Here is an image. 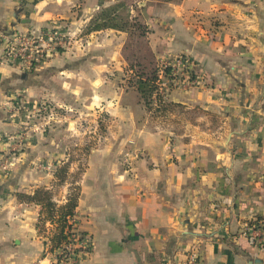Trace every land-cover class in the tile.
Instances as JSON below:
<instances>
[{
    "label": "crops",
    "instance_id": "1",
    "mask_svg": "<svg viewBox=\"0 0 264 264\" xmlns=\"http://www.w3.org/2000/svg\"><path fill=\"white\" fill-rule=\"evenodd\" d=\"M71 1L0 0V95L12 92L18 73L1 61L2 34L16 25L37 28L52 17L70 16ZM105 1L81 5L94 11L115 0ZM142 5L164 6V19L180 33L156 43L180 38L176 44L197 63L202 80L173 92L180 102V132L155 130L140 103L125 100L138 95L128 89L124 108L145 156L135 175H128L116 165L113 150L94 153L96 165L87 168L78 207L90 247L77 251L76 264H185L193 247L198 264L264 261V246L246 230L264 228V0ZM6 127L0 118V130ZM23 215L22 221L5 218L10 228L0 234V264H54L35 238L36 210Z\"/></svg>",
    "mask_w": 264,
    "mask_h": 264
},
{
    "label": "rangeland",
    "instance_id": "2",
    "mask_svg": "<svg viewBox=\"0 0 264 264\" xmlns=\"http://www.w3.org/2000/svg\"><path fill=\"white\" fill-rule=\"evenodd\" d=\"M142 1L111 3L125 4L118 12L129 20L128 26L134 25L130 31L91 30L101 10L111 4L91 11L81 5L84 0H72L67 9L70 16L52 17L37 28L16 25L3 33L11 35L13 42L9 53L3 46L1 61L13 65L18 73L12 92L0 95V118L8 125L0 130V234L10 228L5 218L22 221L25 211L35 209V238L45 244L44 253L54 264L78 262L75 249L79 247L69 253L62 248L50 251L58 223L56 218L46 219V212L41 215V205L28 195L47 188L58 204L75 198L74 215L68 217L74 223L71 238H91L80 231L84 216L78 207L87 168L96 165L94 153L113 150L116 165L128 175H135L138 159L145 156L143 147L134 141L135 126L129 123V110L123 103L129 88L137 91L133 86L137 74L156 73L150 102L138 91L125 100L140 103L155 130L170 128V132H180V102L173 92L198 86L202 80L197 63L176 44L180 38L170 37L173 44L167 38L156 43L157 38L180 33L164 19V6L145 9ZM138 24L144 25V35L138 32ZM167 148L171 149L170 143ZM1 240L0 235V244Z\"/></svg>",
    "mask_w": 264,
    "mask_h": 264
},
{
    "label": "trees",
    "instance_id": "3",
    "mask_svg": "<svg viewBox=\"0 0 264 264\" xmlns=\"http://www.w3.org/2000/svg\"><path fill=\"white\" fill-rule=\"evenodd\" d=\"M124 5L125 4L123 2H116L103 8L99 13V18L94 20L92 25H90V29L100 30L109 27L130 31L131 26L134 25L130 23L128 26L129 20L126 19V16L123 13L118 12V9ZM137 29L140 35H144L143 24H138ZM155 74L156 73L154 70L141 72L137 74L133 82V86H135L140 96L146 103L150 102V97L153 95L156 88ZM63 171L64 170L62 169L61 172ZM28 198L41 205V215H43V213L45 214L46 212V219L53 220L56 218V222L58 224L52 231L53 234L51 236L52 244L50 251L62 248L66 253H68V251L65 250V246L71 242V233H73L71 231L72 224L70 223L68 217L74 215L77 200L75 198H70L67 203L58 204L53 200L51 191H49L47 188H37L33 195H28ZM78 250L79 249H75V251Z\"/></svg>",
    "mask_w": 264,
    "mask_h": 264
},
{
    "label": "built area",
    "instance_id": "4",
    "mask_svg": "<svg viewBox=\"0 0 264 264\" xmlns=\"http://www.w3.org/2000/svg\"><path fill=\"white\" fill-rule=\"evenodd\" d=\"M3 36V44L6 48V52H11V46H12V38H9V36L11 35H6V34H2ZM52 38V36H51ZM16 39V37L14 38ZM27 41V37L24 36L22 37V42L25 43L24 44V48H28V45L27 43L25 42ZM23 47H20V49H22ZM8 55V54H7ZM72 224V230H74V223L73 222H70ZM246 230H247V233L250 235V238H252L255 242H257L260 246H264V228H261V227H258V226H255V225H247L246 226ZM75 235V234H74ZM83 237L80 241H74V243L70 242L68 244H66L65 246V250L68 251L69 253V250H72L74 246L76 247H79L78 249H82L83 251H87L88 248L90 247V238L89 237H84V236H81ZM79 239V238H77ZM199 251H198V248L197 247H193L189 253H188V256H187V260H186V263L185 264H198L199 263ZM76 262V261H75ZM77 263V262H76ZM74 262H72L71 264H76Z\"/></svg>",
    "mask_w": 264,
    "mask_h": 264
},
{
    "label": "water",
    "instance_id": "5",
    "mask_svg": "<svg viewBox=\"0 0 264 264\" xmlns=\"http://www.w3.org/2000/svg\"><path fill=\"white\" fill-rule=\"evenodd\" d=\"M0 188H1V183H0ZM16 242H18V239L16 240ZM251 263H253V264H264V261L260 258H257L255 260L251 261Z\"/></svg>",
    "mask_w": 264,
    "mask_h": 264
}]
</instances>
